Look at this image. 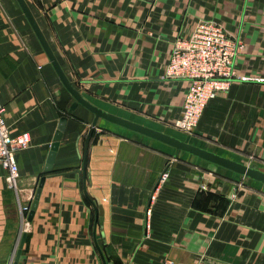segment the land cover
I'll list each match as a JSON object with an SVG mask.
<instances>
[{
  "label": "crops",
  "instance_id": "obj_1",
  "mask_svg": "<svg viewBox=\"0 0 264 264\" xmlns=\"http://www.w3.org/2000/svg\"><path fill=\"white\" fill-rule=\"evenodd\" d=\"M26 2L91 104L238 163L253 155L264 172V0ZM203 19L242 41L235 69L250 80L211 100L189 135L175 127L189 85L165 78V70L173 42ZM0 92L11 134L32 137L17 154L24 204L32 207L45 178L19 241V205L0 164V262L11 261L24 237L18 264H264L260 182L103 119L85 177L95 115L81 105L70 112L75 99L17 0H0ZM62 118L67 123L47 172Z\"/></svg>",
  "mask_w": 264,
  "mask_h": 264
},
{
  "label": "built area",
  "instance_id": "obj_2",
  "mask_svg": "<svg viewBox=\"0 0 264 264\" xmlns=\"http://www.w3.org/2000/svg\"><path fill=\"white\" fill-rule=\"evenodd\" d=\"M243 50L242 41L232 37L223 24L205 19L196 23L189 36L173 42L165 78L184 80L189 85L182 115L175 122L177 129L193 135L211 100L227 93L234 82L250 80L239 76L235 69L236 59ZM5 115L6 107L0 98V164L7 172L6 183L15 193L19 205L20 241L29 227L31 204H24L22 199L17 154L31 146L32 137L29 132L13 136ZM168 178L169 173L165 171L161 183L167 182ZM33 198L31 196L28 201ZM164 264L175 263L168 260Z\"/></svg>",
  "mask_w": 264,
  "mask_h": 264
},
{
  "label": "water",
  "instance_id": "obj_3",
  "mask_svg": "<svg viewBox=\"0 0 264 264\" xmlns=\"http://www.w3.org/2000/svg\"><path fill=\"white\" fill-rule=\"evenodd\" d=\"M17 2L19 4L21 10L23 11L24 15L26 16L27 20L29 21V23H30L34 33L36 34L39 42L41 43L47 57L49 58L52 66L56 72V74L58 75V77L61 80L64 87L69 91V93L75 99L74 104L70 108V112L75 111L77 109V107L79 105H81L95 115V118H94L93 123L91 125V129L88 133V136H87L86 142H85V155H84V162H83V172H84L85 177H86V170H87V154H88V150H89L90 141L92 139V136L94 134V131H95V128L98 124V121L100 119H103V120H106L110 123L125 127L127 129H130V130L136 131L138 133H141L143 135H146L148 137H151L155 140H158V141L163 142L169 146H172L177 150L184 151L188 154H191L193 156L201 158V159L208 161L212 164L226 168V169L233 171L237 174H240L244 177H247L249 179H252L254 181H257V182L264 184V172L258 170L257 168L250 167V166H247L245 164L232 161L230 159H227L225 157H222V156L217 155L215 153H212L210 151L201 149V148L194 146L192 144L180 141L174 137L168 136L166 134L154 131V130L146 128V127H143L141 125L127 121V120L122 119L120 117L111 115V114L99 109L98 107L94 106L93 104H91L89 101H87L83 97L81 92L75 87V84L73 82H71L68 79V77L66 76V74L64 73L57 57L55 56L52 48L50 47V45H49L47 39L45 38L42 30L40 29V27H39L34 15H33L32 11H31V9L29 8L26 0H17ZM66 123H67V118H62L60 125H59L58 133H57V135L54 139V143L52 145L51 153L49 154L47 166L45 168V170L47 172H51V170H52V166H53V163L55 160L56 152L58 150L59 143L63 137V132L65 130ZM44 183H45V178H42L40 180L39 185H38V189H37V192L35 195V199L33 201L31 211H30V214L28 217L29 222H31L33 220V217L35 215L36 209H37L38 204H39V199L41 196V192H42V188H43ZM100 213L102 214L101 209H100ZM98 215H99V213H98ZM23 243H24V237H23V239L19 245L14 264H18V262H19Z\"/></svg>",
  "mask_w": 264,
  "mask_h": 264
},
{
  "label": "rangeland",
  "instance_id": "obj_4",
  "mask_svg": "<svg viewBox=\"0 0 264 264\" xmlns=\"http://www.w3.org/2000/svg\"><path fill=\"white\" fill-rule=\"evenodd\" d=\"M246 78H248V77H246ZM255 160L256 159H255V157L253 155H248L247 158H245V165L250 166V167H254L253 162ZM18 248H19V243L17 245H15V247L13 249V253H12V257H11V261L10 262H0V264H14L15 258H16V254L18 252Z\"/></svg>",
  "mask_w": 264,
  "mask_h": 264
}]
</instances>
